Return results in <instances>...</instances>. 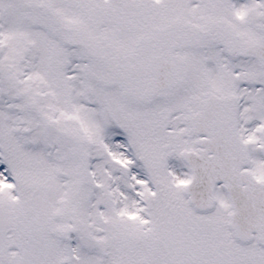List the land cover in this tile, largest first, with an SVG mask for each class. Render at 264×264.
<instances>
[{"label":"snow or ice","instance_id":"6c2138e0","mask_svg":"<svg viewBox=\"0 0 264 264\" xmlns=\"http://www.w3.org/2000/svg\"><path fill=\"white\" fill-rule=\"evenodd\" d=\"M0 264H264V0H0Z\"/></svg>","mask_w":264,"mask_h":264}]
</instances>
